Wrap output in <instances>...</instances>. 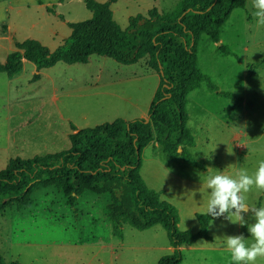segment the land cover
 <instances>
[{
    "label": "rangeland",
    "instance_id": "1",
    "mask_svg": "<svg viewBox=\"0 0 264 264\" xmlns=\"http://www.w3.org/2000/svg\"><path fill=\"white\" fill-rule=\"evenodd\" d=\"M179 1L116 0L111 9L124 29L130 16L146 15L152 7L167 12ZM252 11L251 0H246L222 26L219 45L205 34L198 43V66L217 87L212 92L203 82L187 96V127L195 142L188 149L201 166L169 156L161 146L145 147L141 154L143 180L176 208L182 231L199 230L195 214L205 211L210 191L205 181L210 173L234 174L240 168L251 173L264 160V27L256 25ZM91 16L83 0L0 4V62L15 49L13 39H36L54 50L71 32L66 22ZM221 45L230 54L219 49ZM158 81L157 73L146 66V58L121 64L98 55H91L86 63L57 62L40 70L25 60L13 77L1 72L0 170L13 157L67 150L73 127L79 130L116 119L147 118ZM32 200L27 209L12 206L0 211V254L6 262L156 264L173 253L160 224L139 230L123 223L122 237L113 235L109 194L84 191L70 206L60 192L47 187L36 190ZM247 203L264 206V191H250ZM245 219V225L223 216L210 221L211 239L180 246V264H231L224 242L230 235L250 237L247 225L254 222L252 213ZM256 264H264V258Z\"/></svg>",
    "mask_w": 264,
    "mask_h": 264
},
{
    "label": "trees",
    "instance_id": "2",
    "mask_svg": "<svg viewBox=\"0 0 264 264\" xmlns=\"http://www.w3.org/2000/svg\"><path fill=\"white\" fill-rule=\"evenodd\" d=\"M83 1L92 16L66 22L71 32L59 46L50 50L36 39H13L15 49L0 62V73L13 77L22 69L23 60L40 70L57 62L86 63L91 55L121 64L146 58V66L159 77L148 109L149 120L116 119L79 130L73 127L67 150L10 158L0 170V211L12 206L16 210L29 208L32 194L47 187L60 192L70 206L84 191L109 194L107 210L113 235L122 237L123 223L139 230L160 224L174 250L156 264H180V246L191 245L199 238L210 240L208 225L220 217L196 213L198 232L180 230L176 208L161 200L143 180L141 154L154 141L167 155L201 166L188 149L195 142L187 127V96L203 82L212 92L217 87L198 66V43L203 34L219 42L221 28L231 12L243 8L246 0H180L167 12L152 7L146 15L130 16L124 29L113 18L111 4L116 0ZM219 49L230 54L225 45ZM0 264L22 263L6 262L0 254Z\"/></svg>",
    "mask_w": 264,
    "mask_h": 264
},
{
    "label": "clouds",
    "instance_id": "3",
    "mask_svg": "<svg viewBox=\"0 0 264 264\" xmlns=\"http://www.w3.org/2000/svg\"><path fill=\"white\" fill-rule=\"evenodd\" d=\"M252 16L258 27H264V0H251ZM231 154V152H229ZM209 191L204 215L225 217L232 223L245 225V216L251 212L254 222L247 225L250 239L242 234L226 236L225 247L230 253L231 264H256L264 258V206L250 207L247 194L253 189L264 191V160L258 162L254 172L240 168L234 174L224 171L206 177Z\"/></svg>",
    "mask_w": 264,
    "mask_h": 264
},
{
    "label": "crops",
    "instance_id": "4",
    "mask_svg": "<svg viewBox=\"0 0 264 264\" xmlns=\"http://www.w3.org/2000/svg\"><path fill=\"white\" fill-rule=\"evenodd\" d=\"M10 1H13V0H0V4H3L4 2H10ZM24 61H25V60H23V62H24ZM149 146L157 147V146H160V145H158L156 142L152 141V142H150V143L146 146V148L149 147ZM144 148H145V147H144ZM41 189H45V188H41ZM78 199H79V196L77 197L76 203L78 202Z\"/></svg>",
    "mask_w": 264,
    "mask_h": 264
},
{
    "label": "water",
    "instance_id": "5",
    "mask_svg": "<svg viewBox=\"0 0 264 264\" xmlns=\"http://www.w3.org/2000/svg\"><path fill=\"white\" fill-rule=\"evenodd\" d=\"M218 43V45L220 44V42H217ZM148 120H149V118L147 117L146 119H145V122H148Z\"/></svg>",
    "mask_w": 264,
    "mask_h": 264
}]
</instances>
